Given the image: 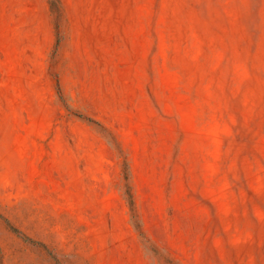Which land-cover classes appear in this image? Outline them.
<instances>
[{
	"label": "rangeland",
	"instance_id": "374dc122",
	"mask_svg": "<svg viewBox=\"0 0 264 264\" xmlns=\"http://www.w3.org/2000/svg\"><path fill=\"white\" fill-rule=\"evenodd\" d=\"M0 264H264V0H0Z\"/></svg>",
	"mask_w": 264,
	"mask_h": 264
},
{
	"label": "trees",
	"instance_id": "16d2710c",
	"mask_svg": "<svg viewBox=\"0 0 264 264\" xmlns=\"http://www.w3.org/2000/svg\"><path fill=\"white\" fill-rule=\"evenodd\" d=\"M129 192H130V191H129ZM130 194H131V192H130ZM131 196H132V194H131ZM130 203L132 204V206H133V208H134V206H135L134 198L131 199V202H130Z\"/></svg>",
	"mask_w": 264,
	"mask_h": 264
}]
</instances>
